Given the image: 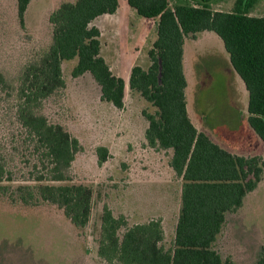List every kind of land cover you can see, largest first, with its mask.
Instances as JSON below:
<instances>
[{"label": "rangeland", "instance_id": "obj_1", "mask_svg": "<svg viewBox=\"0 0 264 264\" xmlns=\"http://www.w3.org/2000/svg\"><path fill=\"white\" fill-rule=\"evenodd\" d=\"M66 1L31 0L21 26L16 0H0V155L12 172L11 182L0 183L5 188L0 192V264H105L97 255L104 206L114 217L124 216L127 227L160 219L161 245L166 250L173 246L183 182L170 167L172 150L152 148L145 140L148 123L143 113L155 115L156 108L128 87L131 69L146 70L150 65L148 52L156 40L157 20L143 19L125 4L116 14L94 22L101 32V56L112 74L125 82L122 108L101 99L100 87L90 74L73 77L76 60H71L61 65L64 86L37 110L82 147L70 166V180L54 185H83L91 191L87 225L75 228L55 205L41 201L24 205L18 199V187L38 185L28 181L34 148L17 115L20 77L50 46L49 16ZM235 2L212 0L209 7L231 12ZM168 4L173 8L196 2L168 0ZM249 15L263 17L264 0H255ZM183 48L186 111L196 130L233 155L264 154L257 145L252 150L255 140L244 130L249 117L247 93L229 65L221 40L202 32L187 36ZM99 148L106 149L102 164ZM263 242L264 172L242 207L226 215L213 249L222 260L254 264Z\"/></svg>", "mask_w": 264, "mask_h": 264}, {"label": "trees", "instance_id": "obj_2", "mask_svg": "<svg viewBox=\"0 0 264 264\" xmlns=\"http://www.w3.org/2000/svg\"><path fill=\"white\" fill-rule=\"evenodd\" d=\"M195 6L169 7L168 0H127L143 19L157 20L156 40L148 52L149 67L134 66L128 87L154 108L143 113L148 123L145 140L152 148L172 150L170 167L181 178V209L173 246L161 244L160 219L127 227L124 216L114 217L103 207L97 255L105 264H233L213 249L226 215L242 207L247 194L262 181L261 157L236 156L198 132L190 122L182 68L184 39L213 32L222 41L229 62L248 92V124L264 142V16L249 15L255 0H236L231 12L213 11L212 0H194ZM21 26L31 0H16ZM118 0L63 2L51 12L50 46L28 64L20 77L18 120L33 143L28 181L36 187L17 188L24 205L46 202L63 210L75 228H84L91 212V191L68 182L75 155L82 150L64 128L50 124L37 112L47 97L64 86L61 65L76 60L73 77L88 73L100 87L101 99L117 109L123 106L125 82L112 74L100 54V32L91 26L102 15H113ZM1 79V75H0ZM98 163L106 159L99 148ZM12 172L0 155V183L12 181ZM5 188L0 186V192ZM124 233L120 235V231ZM254 264H264V242Z\"/></svg>", "mask_w": 264, "mask_h": 264}, {"label": "crops", "instance_id": "obj_3", "mask_svg": "<svg viewBox=\"0 0 264 264\" xmlns=\"http://www.w3.org/2000/svg\"><path fill=\"white\" fill-rule=\"evenodd\" d=\"M76 0H69V1H66V2H71V3H73V2H75ZM121 4H125V5H127L128 6V4H127V0H120V2H119V0H118V9H117V11L114 13V14H116L117 12H118V10L121 8ZM29 6V5H28ZM129 7V6H128ZM130 8V7H129ZM132 9V8H131ZM134 10V9H133ZM135 11V10H134ZM113 14V15H114ZM104 16H112V15H102V16H100V17H98V18H101V17H104ZM98 18H96L93 22H92V24H91V26H94V27H96L98 30H99V32H100V28L98 27V26H96L95 24H94V22L98 19ZM206 32V31H205ZM202 33V32H201ZM210 33H213V32H210ZM214 34V33H213ZM216 35V34H215ZM217 36V35H216ZM218 37V36H217ZM100 38H101V32H100V37H99V41H100ZM222 42V41H221ZM222 46H223V43H222ZM184 49V48H183ZM223 49H224V47H223ZM225 51V50H224ZM226 53V52H225ZM100 54H101V42H100ZM226 55H227V57H228V62H229V56H228V54L226 53ZM183 58H184V53H183V57H182V68H183ZM104 59V58H103ZM105 60V59H104ZM229 65H230V67H231V69L233 70V72L235 73V75L237 76V78H238V80H240L241 82H242V84H243V86H244V89H245V91H246V93H247V98L249 99V95H248V92H247V90H246V88H245V85H244V83H243V81L241 80V78L238 76V74L234 71V69L232 68V66H231V64H230V62H229ZM186 89V88H185ZM248 99H247V106H248ZM185 101H186V99H185ZM248 113V112H247ZM148 127V126H147ZM243 127H244V130H245V132L249 135V137L251 138V140H255V143L253 142V144H255V146L253 145V149L252 150H255V148H256V145L257 146H259V149L260 148H262V149H264V142L262 141V140H260L257 136H256V134L253 132V130L250 128V126H249V124H248V118H247V125H243ZM246 142H249L248 141V139H246ZM223 149H225L226 151H228V149L227 148H223ZM256 151H258L257 149H256ZM229 153H231V154H235V153H233L232 151H228ZM256 154H252V155H250V156H252V157H254V156H260V157H262V158H264V154H260L259 152L257 153V152H255ZM236 156H245V155H242V154H236ZM258 156V157H259ZM258 186V185H257ZM257 188V187H256ZM255 191V190H254ZM253 192V191H252ZM251 193V192H250ZM247 196V195H246ZM245 199V198H244ZM243 202H244V200H243ZM242 205H243V203H242Z\"/></svg>", "mask_w": 264, "mask_h": 264}]
</instances>
